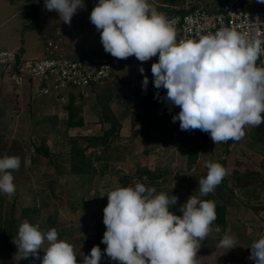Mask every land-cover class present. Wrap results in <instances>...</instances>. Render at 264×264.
I'll list each match as a JSON object with an SVG mask.
<instances>
[{"label": "clouds", "instance_id": "9594fccd", "mask_svg": "<svg viewBox=\"0 0 264 264\" xmlns=\"http://www.w3.org/2000/svg\"><path fill=\"white\" fill-rule=\"evenodd\" d=\"M264 3V0H258ZM45 9L55 12L65 24L85 7L84 0H44ZM91 23L100 32L104 51L117 59L135 56L151 65L154 87L165 89L163 98L180 111L172 117L183 131L208 133L214 145L240 141L247 127L264 123V67L256 61L264 55V41L250 32L223 27L196 39L177 41L175 20L158 12L148 0H98ZM139 71L143 74L144 68ZM148 77L142 87L146 90ZM159 96V92H157ZM21 164L18 156L0 158V193L16 192L12 171ZM207 175L198 181L199 196L191 195L176 215L170 208L178 197L142 183L117 186L106 194L103 209L106 231L103 253L93 246L90 254L77 260L74 247L58 239L55 228L46 233L25 220L14 239L18 252L36 254L45 240L42 264H100L103 254L119 264H198L197 252L216 225V203L200 197L212 193L227 175L226 168L206 162ZM219 247H237L235 235L226 231ZM249 259L264 264V235L254 241Z\"/></svg>", "mask_w": 264, "mask_h": 264}, {"label": "rangeland", "instance_id": "374dc122", "mask_svg": "<svg viewBox=\"0 0 264 264\" xmlns=\"http://www.w3.org/2000/svg\"><path fill=\"white\" fill-rule=\"evenodd\" d=\"M35 2L38 7L37 28L40 27L43 30L46 29V26H51V30L57 29L56 31H58L55 35L61 36V18L54 11L50 12L45 9L44 0H35ZM148 2L159 12L160 0H148ZM217 2L218 0H187L186 6L197 3L201 7L210 8ZM27 10L28 4L25 1L18 0L11 3L9 0H0L1 51L3 48L15 51L18 44V46L27 47L25 48L27 58L39 56L41 53V47L44 45L45 39L39 30L25 29V25L28 24ZM2 21L5 24H2ZM55 35L53 38L56 37ZM20 53L23 54L24 51ZM89 54L93 56H110L109 53L104 51ZM79 55L87 56L83 53ZM7 94L3 99L0 98V118L4 119L0 122V158L5 157L3 146L6 145L11 147L12 151L18 155H25V161L24 169L20 171L18 177L17 173L12 171L14 184L16 185L15 194L7 196L0 193L1 196L5 197V208H9L10 204L15 201L17 218L23 207L40 205L43 198L42 192H49L51 190V188L49 189L50 185H53L52 189L54 188L56 196L60 199H55L53 201L54 205L42 209L41 217L37 220L39 230L45 233L48 214H52L57 218L63 228L81 226L82 229L78 234L83 240L78 239L73 247L77 260L82 261L84 255L90 254L92 247L98 245L96 233L100 227L104 226L103 209L108 203L106 194L119 185L118 183H112L106 186L97 204L98 208L96 206L81 208L82 205L79 204L80 191L74 187V180L69 178L67 173L57 176V170L40 156L36 157V163H32L31 148L32 145H46L60 159L59 162L65 163L63 155L69 147L67 139L86 134H102L103 129H105L103 120L99 121L98 118H92L94 115V111H92L91 118H88L90 122L84 124L82 128L68 130L67 133L65 122L68 119V109L64 108L69 106L75 110V120L80 115L85 114L82 103H79L76 97L72 103L69 97L65 96V100H60L57 108L53 111H49L47 114L38 112L36 115L34 111L28 112L26 109H22L17 98L12 99L15 97L14 93ZM98 108L100 112L96 111V113L100 117L101 108L99 105ZM51 114L58 115L60 121L64 122L58 124L59 127L56 132H53L52 122H47V117ZM102 118L101 115L100 119ZM166 125L162 134H154L151 139L144 138L142 134V137H133L134 141L128 143L127 166L129 165L132 169L130 172L140 166H147L152 170L158 168L168 169V174L171 172V176L161 178L155 183L158 184L159 191L166 193L168 196L171 193H176L175 196L178 197V201L176 205L170 208V211L182 216V212L179 211L180 206L191 195H195L194 189L198 186V181L207 175L206 162L213 161L224 165L227 170L226 177L229 180V187L234 188L235 197L227 192L219 195V185L212 194L218 196L222 202H228L233 198L232 201L236 205L237 203L246 205L231 207L230 217H238L241 223L248 226V238L244 243H237V247L231 250L219 247L220 239L218 238H206L197 252L198 264H254V261L249 259L251 253L249 247L257 240L259 231L264 230V210L257 213L255 210L250 209V207H264V144L258 140L259 136L255 133L253 127H247L245 129L246 135L240 141L229 140L226 143L214 145L209 134L199 129L183 131L180 127L179 129H170L169 122ZM173 131L176 134H173ZM124 138L130 139L131 136H125ZM188 153H198L199 155L197 163L192 168H189L187 164ZM241 171L242 174L239 173ZM136 183H138V180L133 179L132 186ZM89 192L90 196L94 194V190ZM15 238L12 239L13 250L11 253H7L5 249H2L3 245L0 244V250L5 253L4 258L0 260V264H30L27 259L34 256L37 257L35 264H42L44 247L48 244L46 240L36 254H29L24 257L25 254L18 252L17 245L13 242ZM100 249L103 253L105 248ZM105 258L106 254H103L101 259Z\"/></svg>", "mask_w": 264, "mask_h": 264}, {"label": "trees", "instance_id": "16d2710c", "mask_svg": "<svg viewBox=\"0 0 264 264\" xmlns=\"http://www.w3.org/2000/svg\"><path fill=\"white\" fill-rule=\"evenodd\" d=\"M18 0H9V2L14 3ZM25 1L28 4V10L26 12V18L28 24L25 25L26 28L37 29L38 26V7L35 0H20ZM226 0H218L214 6L209 9L212 11L218 10ZM246 8H262L264 3L258 2V0H242ZM161 6L159 8L160 13H182L188 10H193L197 7H201L199 4L195 3L190 6H186L187 0H160ZM21 52V51H20ZM18 53V57L22 58ZM2 74H5L3 69H0ZM7 74V73H6ZM125 94V93H122ZM111 95L109 90L104 92V94L99 95L98 105L101 108V113L103 116V123L108 124L109 127L105 128L102 131V134L98 135H82L69 137L67 139L69 147L66 150V153L63 155L65 163L59 162L56 155L53 154L48 146H34L31 148V161L36 163V157L40 156L43 160L49 163L57 170V176L67 173L69 178L74 180V187L78 188L80 191V203L81 208L86 206H96L100 201L103 191H105L106 186L112 183H118L121 187L132 186V180H138V183L144 184L146 187H155L157 193L159 191L158 184L155 182L161 178H167L171 176L168 169L158 168L150 169L147 166H140L134 171L130 172L129 165L127 166L128 154H129V144L134 141L133 137L130 139L124 138L121 134L122 124L118 118L113 113V110L110 106ZM68 109V119L65 122V130L68 133V130L73 128H80L84 125L83 119L78 117L75 118V110L71 107ZM1 116V115H0ZM141 114H133V124L138 123L142 124L143 128L147 130L142 132L143 136L149 134V129L151 123L149 118H141ZM166 121L170 119L168 108L166 107L162 114L158 116ZM58 115H49L47 117V122H52L53 132L57 131L59 127L58 124H63L64 122L60 121ZM255 133L259 136L258 140L264 144V123L258 127H253ZM4 154L5 156H18L20 157L21 164L18 170L13 172L17 173V177L20 175V171L24 169L25 155H18L12 148L4 145ZM226 152V151H225ZM199 158L198 153H188L187 154V164L189 168H192ZM224 166V165H223ZM242 174L243 172H239ZM54 184V183H52ZM53 185H50L49 189L51 190L42 192L43 198L40 205L36 204L34 206L23 207L20 211L19 217L16 218V205L15 201L10 204L9 208H5L4 205L5 197L0 194V244L7 253H11L13 250L12 239L17 237L19 226L27 220L32 225H39L37 220L40 219L42 209L45 207H50L53 204L55 199H60L56 196L54 192ZM54 187V186H53ZM264 187V185H263ZM219 195L227 192L232 197H235L234 188L229 187V180L225 176L223 181L219 184L218 187ZM91 190H94V194L90 196ZM176 193H171L175 196ZM194 194L199 196L198 186L194 189ZM171 195L169 197H171ZM203 200H213L216 203V213L217 219L214 222L213 227L218 225L221 228L219 233L213 232L207 237V239L218 238L221 239L226 231L230 232L237 238V243H244L248 238V226L241 223L238 220V217L231 218V207L236 205L231 198L228 202L220 201L218 196H214L212 193L207 196L200 197ZM78 204V203H77ZM78 204V205H79ZM236 206H246L244 203H237ZM250 209L255 210L257 213H261L264 210L263 206L260 207H250ZM96 210V209H95ZM102 226V225H101ZM46 232L55 228L58 233V239L65 240L69 242L72 246L76 244L79 240H83L82 237H79L81 226H71L68 228H63L60 225V222L52 214H48L46 218ZM106 231L105 225L100 227L96 233V242L100 248H106V245L101 243L104 232ZM264 235V230L259 231L257 240ZM78 236V237H77ZM48 247V244L45 249ZM5 256V253L0 250V260ZM37 257H29L27 259L28 263L35 264ZM100 264H119L118 261H112L107 256L105 259H101Z\"/></svg>", "mask_w": 264, "mask_h": 264}, {"label": "crops", "instance_id": "0c3cea01", "mask_svg": "<svg viewBox=\"0 0 264 264\" xmlns=\"http://www.w3.org/2000/svg\"><path fill=\"white\" fill-rule=\"evenodd\" d=\"M97 3L98 0H84L85 7L74 14L70 24L63 23L61 19L60 32L62 47L67 57H113L111 54L110 56H93L89 54L104 51L100 40V32L97 31L96 27L89 19L91 11ZM2 24H5V22L2 21ZM50 28L51 26H46V29L43 30L40 27L36 29L42 33L45 42L41 47L42 49L39 56H31V58L41 57L47 42L58 33V31H56L57 29L51 30ZM25 48L27 47L23 45L18 46L17 44V50L15 51H24L25 54L23 53L24 55L21 54L20 56L23 59H31L25 56ZM2 50L5 49L3 48ZM80 53L87 56L79 55ZM157 61L158 56L153 57L147 62H140L135 56L122 59L121 64L115 69V77L119 79L117 83L108 82L103 85H93L84 89H69L62 93H65L64 95L68 96L72 103L75 97L78 99L79 103H82L85 114L79 117L83 119V123L86 125L90 122L89 119L91 118L92 111H94L92 118H98L99 121L103 120V118L100 119L102 114L100 113L99 117L96 113V111L100 112L98 108V99L99 95L109 90L111 95V109L123 126L122 136L142 137V132H145L147 127L143 128L141 123L136 125L133 124V114L139 113L142 114L141 118H149V122L151 123L149 134L144 136V138L151 139L154 134H162L164 126H167L166 124L169 122L168 119L164 121V118H161L160 121L158 117L166 108L167 101L163 99L166 96V90H157L154 87L151 65ZM141 67L144 68L143 74L139 71ZM144 76H147L149 81L146 90L142 87ZM37 87L38 82L35 80H25L20 85L9 74H2L0 70L1 99L6 97L8 95L7 93H14L15 97L12 99L17 98L22 109H26L28 112L34 111L36 115L38 112L47 114L49 111H53L57 108L61 98L55 95H36ZM157 92H159V96H157ZM64 109H67V107ZM3 120V118H0V122ZM104 126L105 128L109 127L108 124H104Z\"/></svg>", "mask_w": 264, "mask_h": 264}, {"label": "built area", "instance_id": "2783aa9c", "mask_svg": "<svg viewBox=\"0 0 264 264\" xmlns=\"http://www.w3.org/2000/svg\"><path fill=\"white\" fill-rule=\"evenodd\" d=\"M168 19L175 20L177 41L196 39L198 34L215 33L223 27L237 31L250 32L264 41V6L246 8L242 0H226L222 6L212 11L206 7H197L182 13H163ZM122 59L115 57L70 58L63 52L62 38L57 35L46 44L41 57L23 59L11 50L0 51V69L9 74L18 84L25 80L38 82L36 95H55L65 100L69 89H84L93 85L118 82L115 69ZM264 67V55L256 61ZM170 129H179V121L172 117L180 109L167 102ZM173 134H176L173 131Z\"/></svg>", "mask_w": 264, "mask_h": 264}]
</instances>
